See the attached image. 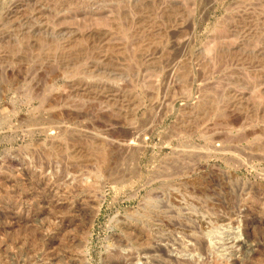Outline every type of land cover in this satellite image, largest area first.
<instances>
[{"label":"rangeland","instance_id":"1","mask_svg":"<svg viewBox=\"0 0 264 264\" xmlns=\"http://www.w3.org/2000/svg\"><path fill=\"white\" fill-rule=\"evenodd\" d=\"M0 264H264V0H0Z\"/></svg>","mask_w":264,"mask_h":264}]
</instances>
